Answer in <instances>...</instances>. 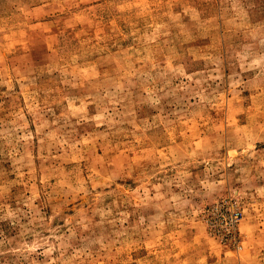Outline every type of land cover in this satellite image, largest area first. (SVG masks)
I'll use <instances>...</instances> for the list:
<instances>
[{
  "label": "rangeland",
  "instance_id": "374dc122",
  "mask_svg": "<svg viewBox=\"0 0 264 264\" xmlns=\"http://www.w3.org/2000/svg\"><path fill=\"white\" fill-rule=\"evenodd\" d=\"M0 264H264V0H0Z\"/></svg>",
  "mask_w": 264,
  "mask_h": 264
}]
</instances>
